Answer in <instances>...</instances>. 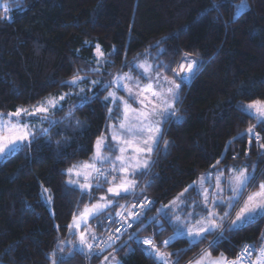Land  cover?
Instances as JSON below:
<instances>
[{"label":"trees","instance_id":"16d2710c","mask_svg":"<svg viewBox=\"0 0 264 264\" xmlns=\"http://www.w3.org/2000/svg\"><path fill=\"white\" fill-rule=\"evenodd\" d=\"M238 1H9L11 18H0V113H11L70 91L61 82L71 79L79 69L96 66L95 44L110 63L104 64L100 73L87 72L85 84L90 80L107 83L115 74L129 70L123 66L125 61L146 57L153 64L176 70L187 53L200 63L192 78L181 84L175 103L181 119L163 125L161 143L166 140L168 144L153 153L151 167L137 187L138 195L146 194L154 202L144 217L145 223L157 215L162 205L211 171L217 160L221 161L220 168L255 166L258 186L264 180V154H259L262 148L253 141L249 143L248 135L240 136L257 121L242 114L237 106L264 99V0H246L247 8L233 17ZM214 5L222 6L217 10ZM114 48L118 55L112 54ZM160 71L173 78L171 72ZM80 75L84 76L85 71ZM85 92L99 98L76 106L79 98L73 95L63 102L62 110L53 113L54 126L43 123L41 127L49 128L46 135L38 133L30 147L0 160V264H51L50 256L58 243L73 237L66 226L78 206L83 209L89 204V197H81L79 190L66 184L65 172L89 158L95 139L107 129L111 108L104 100L107 91L86 87ZM118 113L114 110L112 119ZM262 127L256 129L264 137ZM41 186L50 192V206L41 198ZM257 188L250 187L249 192ZM104 193L106 186L94 189L92 202ZM185 195L190 206L200 202L195 191ZM127 197H115L116 207L105 216ZM217 209L222 215L224 209ZM105 216L89 221L98 235ZM154 227L148 224L146 230H138L141 226L135 224L132 232L151 237ZM165 227L163 234L154 237L157 245L173 233L171 226ZM263 230L264 218L234 234L225 231L226 239L214 249L208 248L213 239L209 236L194 246L186 238H179L160 250L173 254V264H187L204 249L212 257L223 253L232 259L242 242L260 246ZM106 252L90 262L87 252L77 253L67 264H97ZM116 253L124 264H154L134 238L126 240Z\"/></svg>","mask_w":264,"mask_h":264},{"label":"snow or ice","instance_id":"6c2138e0","mask_svg":"<svg viewBox=\"0 0 264 264\" xmlns=\"http://www.w3.org/2000/svg\"><path fill=\"white\" fill-rule=\"evenodd\" d=\"M222 5H214L218 10ZM246 7V5H244ZM3 15L0 18L8 19L7 13L10 11L8 0L0 4ZM211 10V9H209ZM207 11V10H206ZM160 42L156 43L159 48ZM97 56L95 59V67L79 69L71 79L61 82L62 85L71 89L58 95V97H50L42 100L39 104L31 108L20 107L11 113H0V155L7 156L9 153L22 151L25 147H30L32 143L40 136L46 135L49 128H35L28 117H35L40 124L48 123L54 126L56 121L52 119V115L56 110H62L63 102H66L73 95L79 98V104L83 106L91 103L93 99H98L97 95L89 97L85 88L80 87L86 82L87 72L100 73L104 64L110 63V60L104 56L100 46L96 45ZM163 51V50H161ZM112 54H119L117 49H113ZM111 55V54H109ZM199 61L190 59L186 53L182 58L178 69L174 70L170 66L163 64L149 63L147 59L129 63L124 62V67H128V73H117L107 83L100 80H92L90 84L93 88L99 87L103 91H108V95L104 97L106 102H111L114 108H109V118L112 119L113 111L121 113L119 123L110 125L108 136H100L95 143V152L90 161L80 162L72 165L65 172L69 177L66 184L71 186L73 190H79L81 197L88 196L89 204L83 209L78 206L77 212L73 215L72 222L66 227L69 233L76 237V243L68 241L71 251L64 255V247L54 250L51 258V264H67L77 253L87 251L88 255L100 257L109 249H114L115 243L122 235L128 232L134 224L140 225L141 229L146 230L148 224L154 225L152 236L140 239L137 232L130 233V238H134L149 255L154 264H173L170 260L172 253L162 252L160 247H167L179 238H186L189 245H197L207 240L209 236L213 239L209 241L208 248L214 249L219 246L220 242L226 239L225 231L236 233L243 227L251 225L258 219L264 218V182L258 186L256 180L258 174L253 166L251 172L247 168H220V160L211 166V171L200 177V184L193 182L176 196L169 205H162L157 209V215L148 218L145 223L144 217L149 205L154 204L153 201L144 200L138 205H119L123 211L116 212L115 215H106L110 209L116 207L115 197L125 195L136 196L137 175L146 174L151 167V155L155 152L163 139V125L169 120H179L177 116L175 103L179 98L181 84L187 82L199 70ZM161 69L165 72L172 73V79L169 80L166 75L161 74ZM81 71H85V75H80ZM137 72L138 76L147 80L142 84L139 79L132 76V72ZM179 80L180 83L176 81ZM131 85V86H130ZM124 91V96L117 93ZM131 101V103H130ZM137 104L138 107H133ZM242 114L255 118L256 125L250 126L245 133L240 136L248 135L249 143L255 140L259 147L264 149V144L259 142L264 139L260 132L256 131L257 127L264 126V99L254 100L247 105L240 104L237 106ZM71 111V109H70ZM264 131V127L261 128ZM167 146L168 141H164ZM230 144L226 145V150L230 148ZM118 153L114 156L105 155V151ZM103 165L108 163L111 165L108 169L98 167L97 164ZM225 172L228 176L225 177ZM264 175V173H261ZM215 176V183L212 178ZM111 177V180L109 179ZM119 180L114 186L107 188L109 195L100 196L95 203L92 202L93 190H99L103 184L112 185L114 181ZM209 187H205V185ZM250 187H258L257 191L248 192L245 197L246 190ZM189 190L195 191L201 197L199 203H191V211H188L190 205L185 193ZM48 190L44 189V193ZM225 192L231 195L227 199L223 198ZM42 193V195L44 194ZM47 199H51L48 197ZM211 205V207H210ZM227 209L223 214H219L215 209ZM199 209V211H197ZM178 210V211H177ZM235 216L229 221V217ZM105 216L109 222L108 227L112 224L119 225L114 231L108 233L105 237L98 236L94 230L89 227V220L97 217ZM119 217V219H117ZM194 221V223H193ZM225 221H229L225 225ZM166 225L173 228V235L157 245L154 237L163 234L166 231ZM262 246L257 249L255 245H245L241 253L232 260H229L223 253L213 258L208 249H204L193 258L189 264H264V234L261 236ZM61 245L65 242L61 241ZM60 255H57L56 252ZM253 254L255 258H253ZM104 264H121L115 256H103ZM178 264V261L175 262Z\"/></svg>","mask_w":264,"mask_h":264},{"label":"rangeland","instance_id":"374dc122","mask_svg":"<svg viewBox=\"0 0 264 264\" xmlns=\"http://www.w3.org/2000/svg\"><path fill=\"white\" fill-rule=\"evenodd\" d=\"M9 1H14V0H8V4H9ZM16 1V0H15ZM2 3H4V0H0V4H2ZM244 5H246V7L244 6ZM9 7H10V11L7 13V16H8V19L7 20H9L10 18H11V16H12V14H13V8L9 5ZM17 8V7H16ZM247 8V2H246V0H240V1H238V2H236L235 4H234V8H233V17H236L240 12H242L244 9H246ZM97 44H95V46H96ZM100 49H101V47H100ZM101 51H102V49H101ZM103 52V51H102ZM97 56V52H96V47H95V57ZM145 59H147L148 60V62L149 63H152L150 60H149V58L148 57H146V58H143V59H140V60H137L136 62H140V61H143V60H145ZM190 59H193V58H190ZM178 69V68H177ZM176 69V70H177ZM130 71V69L129 70H127V71H123V73H128ZM119 73H121V72H119ZM132 76L135 78V79H139L140 80V82L142 83V84H144V83H147V80H145V79H143L142 77H140V76H138V74H137V72H135V71H133L132 73ZM163 75V74H162ZM113 78V77H112ZM169 79V78H168ZM169 80H171V79H169ZM90 81H92V80H90ZM90 81L87 83V84H85V83H83V84H81L80 85V87H83V88H86V87H88V88H92V85L90 84ZM131 86V85H130ZM114 89L113 88H110V89H108V91H113ZM108 91L106 92V94H105V96H107L108 95ZM117 95H119V96H124L125 97V99H127V95H126V93L124 92V91H119L118 93H117ZM104 96V97H105ZM50 97H58V96H50ZM50 97H47V98H50ZM46 99V98H45ZM44 99V100H45ZM41 102V101H40ZM40 102H38V103H36V104H34V105H37V104H39ZM109 103H110V105H111V108H113V105L111 104V102L109 101ZM130 103H131V101H130ZM249 103H251V102H249ZM248 103H246L245 105H247ZM34 105H32V106H34ZM32 106H28V107H24V108H31ZM133 107H138V105L137 104H133ZM20 108V107H19ZM4 114H7V113H4ZM120 117H121V113L119 112L118 113V115L114 118V119H109L108 121H107V129H106V131H105V133H103V134H101L100 136H108L109 135V132H110V128H109V126L110 125H114V124H117L118 125V123H119V119H120ZM26 120H31L33 123H34V125H35V128L36 129H38V128H41V126L43 125V124H40V122H39V120L38 119H36L35 117H28V118H25ZM100 136H98V137H100ZM97 137V138H98ZM97 138L95 139V141H94V144H93V151L91 152V154H90V156H89V158L87 159V160H84V161H78L76 164H78V163H80V162H85V161H90L91 160V158L93 157V155H94V152H95V143H96V140H97ZM162 141V140H161ZM161 141H160V145L159 146H163V148L165 147V144H164V142L163 143H161ZM154 153V152H153ZM153 153H152V155H151V160H152V162H153ZM115 154H118V153H115ZM114 153H111V152H108L107 150L105 151V155H112V156H114L115 155ZM5 156L4 155H0V160H2V158H4ZM152 164V163H151ZM97 166L98 167H101V168H103V169H108V168H110L111 167V165H109L108 163H105V164H103V165H100L99 163L97 164ZM232 168H246V167H243V166H240V167H230L229 168V170L230 169H232ZM253 170V168H251V169H248V171L249 172H251ZM144 175V174H143ZM143 175H137V176H135L134 177V179H135V181H136V189H135V191H136V193L138 192V185H139V183H140V179H141V177L143 176ZM203 176V175H202ZM228 176V172H225V177H227ZM201 177V176H200ZM200 177L198 178V180H196V184L197 185H199L200 184ZM69 179V177L67 178V180ZM109 179L111 180V177H109ZM261 182H264V180H261L260 181V183ZM115 183H119V180H117V181H114L113 182V184L112 185H110V184H103V186H106V190H107V188L108 187H110V186H114V184ZM212 183L214 184L215 183V176H213V178H212ZM259 183V184H260ZM205 187H209V185H205ZM44 189H47L46 187H44V186H41V191H40V195H41V198H42V200L47 204V205H49L50 206V204H51V199L49 200V199H47L48 197H51L50 196V192L49 191H47L46 193H44ZM48 190V189H47ZM257 190H258V188H257ZM257 190H255V191H257ZM248 192H249V189L248 190H246V193H245V197H246V195L248 194ZM251 192H254V191H251ZM42 193H44L43 195H42ZM123 194V193H122ZM102 195H105V196H107V195H109L108 193H107V191H106V193H104V194H101L100 196H102ZM231 195V193L230 192H225L224 194H223V198L224 199H227L228 198V196H230ZM99 196V197H100ZM128 196H130V195H128ZM178 196V195H177ZM187 198H188V196L187 195H185ZM98 197V198H99ZM97 198V199H98ZM124 201V200H123ZM122 201V202H123ZM172 201V200H171ZM198 201H201V197L198 199ZM96 202V201H95ZM94 202V203H95ZM122 202L120 203V205L122 204ZM170 203V202H169ZM169 203L167 204V205H169ZM210 207H211V205H210ZM119 208V207H118ZM117 208V209H118ZM116 209V210H117ZM115 210V211H116ZM188 211H191V206L189 207V209H187ZM225 210H227L226 208L224 209V211ZM114 211V212H115ZM178 211V210H177ZM197 211H199V209H197ZM215 211L217 212V213H219V211H218V209H215ZM114 212L112 213V214H114ZM112 214H110V215H112ZM220 214V213H219ZM234 216H235V211H233V215L231 216V217H229V221L231 220V219H233L234 218ZM148 219V218H147ZM90 221V220H89ZM229 221H225V224L227 223V222H229ZM72 222V221H71ZM193 223H194V221H193ZM88 224H89V227L92 229V227H91V224L88 222ZM93 230V229H92ZM262 234H264V230H263V233ZM98 235V234H97ZM262 236V235H261ZM65 243L63 244V245H61V241L58 243V245H57V248H55L54 250H58L60 247H64V249H65V252H66V254L69 252V251H71V248H70V246H69V244L67 243L68 241H71L73 244H75L76 243V237H72V238H69V239H66V240H63ZM67 246H69V251H67ZM262 246V241H261V239H260V247ZM54 250H53V252H54ZM64 252V253H65ZM87 252V251H86ZM56 254L57 255H60V253L57 251L56 252ZM218 257V256H217ZM50 258H52V254H51V256H50ZM213 258H215V257H213ZM187 264H189V262L187 263Z\"/></svg>","mask_w":264,"mask_h":264},{"label":"built area","instance_id":"2783aa9c","mask_svg":"<svg viewBox=\"0 0 264 264\" xmlns=\"http://www.w3.org/2000/svg\"><path fill=\"white\" fill-rule=\"evenodd\" d=\"M256 131L259 132L257 129H256ZM260 134H261V133H260ZM248 137H249V136H248ZM249 139H250V137H249ZM252 141L255 143L256 147H259L258 143H257L255 140H252ZM259 143H260V142H259ZM259 154H262V155L264 154L262 149H261V151L259 152ZM144 200L152 201V199H151L148 195H146V194H141V195H138V194H137L136 196H128V197L122 202L121 205H127V206H129V208H131L132 205H134V204H135V205H138L140 202H142V201H144ZM151 206H152V205H149L148 210L151 208ZM148 210H146V213L148 212ZM120 211H123V209H121V208L119 207V208L114 212V214H112V215H115L116 212H120ZM117 219H119V217H117ZM108 224H109V222H108L106 219H104V223H103V226H102V232H101L98 236H100V237H105V236L108 235L109 232L114 231L115 228L119 226V225H117V224H112L111 227L109 228V227H108ZM134 225H135V224H134ZM134 225H133V227H134ZM133 227H132V228H133ZM132 228H129V229H128V232L125 233L124 235H122L121 238H120L119 240H117L115 244L119 243L125 235H129V234L132 232ZM245 245H255V246H256L255 243H252V242H249V241L242 242V243L239 244V246L237 247V249H236V251H235V254H234V256H233L232 259H235V258L241 253V250H242V248H243ZM256 248L259 249L257 246H256ZM94 257H95V256H90V255H88V253H87V259H88L87 261H88V262H90L91 259L94 258ZM253 258H255V255H254V254H253ZM232 259H229V260H232Z\"/></svg>","mask_w":264,"mask_h":264},{"label":"crops","instance_id":"0c3cea01","mask_svg":"<svg viewBox=\"0 0 264 264\" xmlns=\"http://www.w3.org/2000/svg\"><path fill=\"white\" fill-rule=\"evenodd\" d=\"M161 208V207H160ZM159 208V209H160ZM147 222H148V219H147ZM92 227V229L95 231V233L96 234H98V230H96V228L94 227V225L93 226H91ZM173 235V233L172 234H170L168 237H170V236H172ZM145 237H149V236H143V237H140V239H143V238H145ZM168 237H166L164 240H166V239H168ZM128 239H130V236L128 237V238H126L124 241H122L121 242V245L122 244H124V242L126 241V240H128ZM135 240V239H134ZM163 240V241H164ZM136 241V240H135ZM121 245H119V246H121ZM119 246H117V245H115V248L114 249H110L108 252H106V254L104 255V256H109L110 258H111V256H115V258L117 259V260H119L120 262H121V264H124V261H123V259L121 258V256L118 254V253H116V250L118 249V247ZM259 248H260V246H258ZM68 250H69V248H68ZM86 252V251H85ZM97 264H104V259H103V257L99 260V262L97 263Z\"/></svg>","mask_w":264,"mask_h":264},{"label":"bare ground","instance_id":"6f19581e","mask_svg":"<svg viewBox=\"0 0 264 264\" xmlns=\"http://www.w3.org/2000/svg\"><path fill=\"white\" fill-rule=\"evenodd\" d=\"M260 155H262V154H260ZM127 237H129V236H127ZM118 244V243H117ZM116 245V244H115ZM257 246V245H256ZM258 247V246H257ZM259 248V247H258Z\"/></svg>","mask_w":264,"mask_h":264}]
</instances>
